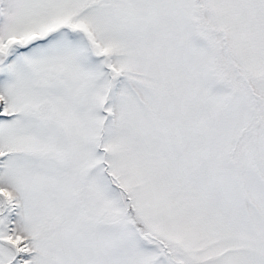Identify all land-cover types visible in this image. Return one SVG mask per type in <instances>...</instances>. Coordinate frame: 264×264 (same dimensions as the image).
<instances>
[{"label":"snow or ice","instance_id":"obj_1","mask_svg":"<svg viewBox=\"0 0 264 264\" xmlns=\"http://www.w3.org/2000/svg\"><path fill=\"white\" fill-rule=\"evenodd\" d=\"M0 264H264V0H0Z\"/></svg>","mask_w":264,"mask_h":264}]
</instances>
